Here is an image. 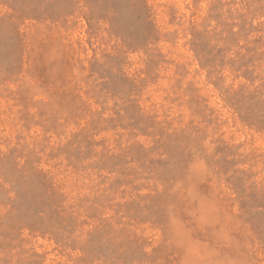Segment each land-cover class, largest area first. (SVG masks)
I'll return each instance as SVG.
<instances>
[{
    "label": "rangeland",
    "instance_id": "1",
    "mask_svg": "<svg viewBox=\"0 0 264 264\" xmlns=\"http://www.w3.org/2000/svg\"><path fill=\"white\" fill-rule=\"evenodd\" d=\"M0 264H264V0H0Z\"/></svg>",
    "mask_w": 264,
    "mask_h": 264
}]
</instances>
